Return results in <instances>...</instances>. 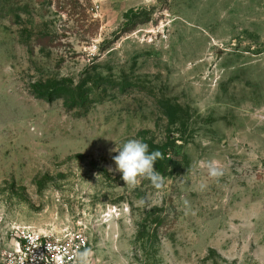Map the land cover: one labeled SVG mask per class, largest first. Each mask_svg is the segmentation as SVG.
Returning a JSON list of instances; mask_svg holds the SVG:
<instances>
[{
	"label": "rangeland",
	"instance_id": "1",
	"mask_svg": "<svg viewBox=\"0 0 264 264\" xmlns=\"http://www.w3.org/2000/svg\"><path fill=\"white\" fill-rule=\"evenodd\" d=\"M128 139L159 187L124 184ZM24 228L93 264H264V0H0V251Z\"/></svg>",
	"mask_w": 264,
	"mask_h": 264
},
{
	"label": "built area",
	"instance_id": "2",
	"mask_svg": "<svg viewBox=\"0 0 264 264\" xmlns=\"http://www.w3.org/2000/svg\"><path fill=\"white\" fill-rule=\"evenodd\" d=\"M13 236L0 251V264H76L74 253L90 246L83 231L56 237L24 228Z\"/></svg>",
	"mask_w": 264,
	"mask_h": 264
},
{
	"label": "clouds",
	"instance_id": "3",
	"mask_svg": "<svg viewBox=\"0 0 264 264\" xmlns=\"http://www.w3.org/2000/svg\"><path fill=\"white\" fill-rule=\"evenodd\" d=\"M118 154L112 159L116 165V171L122 174L124 184L135 187L141 179H149L159 187L162 177L155 169L156 162L161 158L159 151H150L149 145L140 139H128L121 147L115 148ZM201 167H206L210 177H219L222 170L219 161L213 159L201 162ZM76 264H93V251L85 248L74 253ZM122 264L127 261L122 259Z\"/></svg>",
	"mask_w": 264,
	"mask_h": 264
}]
</instances>
